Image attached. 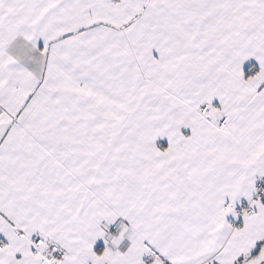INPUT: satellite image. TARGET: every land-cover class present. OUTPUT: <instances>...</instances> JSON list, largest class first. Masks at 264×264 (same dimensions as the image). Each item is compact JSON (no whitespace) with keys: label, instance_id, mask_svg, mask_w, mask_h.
I'll return each instance as SVG.
<instances>
[{"label":"snow or ice","instance_id":"obj_1","mask_svg":"<svg viewBox=\"0 0 264 264\" xmlns=\"http://www.w3.org/2000/svg\"><path fill=\"white\" fill-rule=\"evenodd\" d=\"M0 264H264V0H0Z\"/></svg>","mask_w":264,"mask_h":264},{"label":"crops","instance_id":"obj_2","mask_svg":"<svg viewBox=\"0 0 264 264\" xmlns=\"http://www.w3.org/2000/svg\"><path fill=\"white\" fill-rule=\"evenodd\" d=\"M157 143H158V145L166 146V141H158Z\"/></svg>","mask_w":264,"mask_h":264}]
</instances>
